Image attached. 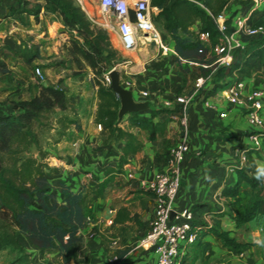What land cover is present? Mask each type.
I'll use <instances>...</instances> for the list:
<instances>
[{"label":"crops","instance_id":"0c3cea01","mask_svg":"<svg viewBox=\"0 0 264 264\" xmlns=\"http://www.w3.org/2000/svg\"><path fill=\"white\" fill-rule=\"evenodd\" d=\"M19 1L22 0H0V15L7 14L0 19V41L3 42V38L8 36L13 42L12 46L2 44L9 50L0 54L3 68L4 62H8V68L13 67V52L24 47L25 43L19 42L24 35L29 34L36 42L47 41L50 43L49 47H52L56 43V33L48 24H62L60 15L49 9H45L37 19L23 11L10 14V7L17 6ZM82 9L93 23L105 29L112 47L116 49L120 57L117 69L121 85L131 90L135 100L149 102L148 107L138 113L147 115L150 108L165 109L152 117L153 121H162L161 131L157 130L152 138L148 137L145 129L130 128L141 144L136 152L130 154L123 170L130 169L136 176L147 177L164 168L167 149L180 136L178 121L170 116L178 106L174 96L186 95L190 91L194 78L201 75L199 65L194 62L185 64L184 61L178 60L173 40L159 26L157 27L161 29L168 50L160 51L148 38L145 40L140 37V42L127 50L132 53H122L117 31L105 26L97 1L83 0ZM156 11L157 8L154 7L152 13ZM198 25L196 21L190 28L196 29ZM43 29L46 34L42 36ZM26 45H29L28 42ZM38 58L41 62L45 61L41 51ZM31 61L36 65L38 63L33 59ZM40 69L44 75L42 82L54 84L62 80L66 86L77 84L82 90L70 98L78 127L69 126L58 139L48 140L41 147L45 151L43 170L48 183L54 189L62 180L70 189L75 190L81 184L89 182L86 171H97L106 165L116 164L121 141L115 137L106 138L105 128L96 127L97 122L93 120L95 87L91 84L88 94L84 92L90 82L89 72L80 77L77 74L66 75L64 69L50 70L47 65H42ZM32 75L34 78L33 73ZM26 78L30 83L26 95L17 92L15 97H11L7 93L13 89L14 82L10 77L0 74V114L13 111L11 98H28L35 93L37 86L31 83L29 75ZM209 78L208 76L204 79L186 105L188 148L179 163V185L172 208L180 210L190 207L207 215L212 214L211 217L202 218L210 224L217 222L220 229L226 230L228 235L241 241L238 227L234 225L228 211H225L226 197L222 190L236 178L233 147L247 141L246 132L249 125L245 121L243 108L227 103L223 88L212 89ZM246 79L251 85L264 86V64L255 60L252 72ZM79 82L82 83L79 85ZM143 90H146V95H142ZM221 111H224L225 115L220 116ZM119 125L122 128L128 127L124 114ZM259 161L262 160L258 157L252 158L247 165L258 170ZM123 170L106 184L101 194L92 195L85 202L84 214L87 221L76 232L78 240L75 260L70 262L71 264H103L105 255L111 249L118 252L119 260L116 264L154 263L156 254L151 243L145 241L137 244L139 237L148 227L152 194L137 186L132 179L126 178ZM108 218H111V222L107 221ZM255 240V246L264 249V239L257 237ZM29 247L26 248L30 264H53L50 260L53 253L41 252L42 250L31 247L30 243ZM248 253L249 249L246 247L235 251L223 245L214 234L204 233L188 246L186 254L182 255V261L183 264L190 260L192 264H258L261 261L262 258L253 261L254 255Z\"/></svg>","mask_w":264,"mask_h":264},{"label":"trees","instance_id":"16d2710c","mask_svg":"<svg viewBox=\"0 0 264 264\" xmlns=\"http://www.w3.org/2000/svg\"><path fill=\"white\" fill-rule=\"evenodd\" d=\"M201 3L202 6L190 0H150V4L157 8L153 21L173 40L176 58L197 63L200 74L210 77L212 89L223 88L233 79L250 75L255 60L264 64V35L251 40L252 45L244 56L234 54L229 64L218 65L213 61L215 54L212 46L221 31L215 18L222 13L226 0H201ZM12 9L9 13H12ZM45 9L57 12L62 23L72 27L86 44L81 45L72 39L71 57L78 68L84 62L92 71L90 80L96 94L93 120L105 128L106 138L115 137L121 141V145L116 164L103 167L101 178L95 177L92 182L83 183L75 190L60 180L52 189L45 178V151L38 144L34 126L41 125L47 113L58 108L61 112L54 117L57 138L69 126L78 127L75 111L70 109L71 114L64 111L69 106L65 88L59 84V80L44 85L37 81V90L28 98L10 99L13 111L0 114V248L10 243L16 253L5 264H30L29 253L14 239V231L22 233L39 249L52 246L62 261H74L78 240L76 232L87 221L85 202L90 196L101 194L106 184L122 172L130 154L140 148L141 143L130 128L145 129L148 137L152 138L157 130L161 131L162 123L153 121L152 117L165 110L150 108L147 115L138 111L125 113L128 127L122 128L119 125L122 116L117 118L116 114L118 98L108 83L103 81L104 74L120 60L105 29L92 23L74 0H37L31 7H21L18 11L32 14L37 19ZM6 15H0V19ZM257 18L264 25V7L257 13ZM196 21L198 27L191 29L190 26ZM223 25L224 31L230 30L229 16L224 17ZM200 32L207 33L206 39L199 37ZM0 69L4 70L2 63ZM231 75L234 76L230 78ZM32 145L36 153L31 152ZM262 145L264 148V138ZM235 170V180L222 190V194L228 199L232 197L233 204L237 206H240L242 193L251 198L234 212H227L234 225L239 226L253 218L258 211L261 199L259 188L263 182L255 169L248 171L236 167ZM242 183L247 184L248 189L241 188ZM46 197L51 198L49 203ZM204 233L214 234L223 245L235 251L246 246V242L238 241L226 230L220 229L217 222L203 224L196 239ZM187 264H192V261Z\"/></svg>","mask_w":264,"mask_h":264},{"label":"built area","instance_id":"2783aa9c","mask_svg":"<svg viewBox=\"0 0 264 264\" xmlns=\"http://www.w3.org/2000/svg\"><path fill=\"white\" fill-rule=\"evenodd\" d=\"M81 8L83 0H74ZM105 26L115 28L119 38L120 48L130 50L140 42V37L148 38L160 51L168 50V44L163 38L159 28L153 21L150 0H96ZM202 6L201 0H190ZM120 5H123L121 8ZM264 7V0H248L246 4L229 16L230 30L224 31L223 19L216 20L221 34L212 46L215 54L214 62L218 65H227L233 55L244 56L252 39L264 35V25L257 18ZM113 20L110 21L109 19ZM199 37L206 39L207 33L200 32ZM35 78L42 82L44 76L37 65L33 67ZM208 76L198 75L194 78L192 87L186 95H175L174 101L178 103L170 116L176 118L179 124L180 136L178 140L167 149L165 166L147 177L134 175L130 169L123 170V175L132 179L135 184L152 194V211L146 231L139 237L137 244L149 241L154 248L156 257L153 264H183L182 255L197 237L202 225H210L202 216L211 217L196 208H182L174 210L172 201L179 185V163L188 148L186 138V105L198 91L204 79ZM103 81L109 82L107 72ZM142 95H146L143 90ZM223 96L227 103L240 105L249 130L246 132L247 141L238 143L233 147L236 167L246 169L252 158H263L264 148V86L251 85L246 76L231 80L223 87ZM211 107L212 104L207 103ZM225 115L224 111L220 116ZM101 128L100 123H96ZM101 169L86 171V177L92 182L99 178ZM112 212V210H109ZM111 222V218L107 219ZM119 260L118 252L111 249L104 257L103 264H116ZM69 264V263H68ZM71 264V263H70ZM258 264H264V257Z\"/></svg>","mask_w":264,"mask_h":264},{"label":"rangeland","instance_id":"374dc122","mask_svg":"<svg viewBox=\"0 0 264 264\" xmlns=\"http://www.w3.org/2000/svg\"><path fill=\"white\" fill-rule=\"evenodd\" d=\"M24 1V0H22ZM22 1H19L17 6H11L13 7L11 10L12 13L14 12H20L18 11L21 7H31L33 3L37 0H27L26 3H22ZM90 2L94 0H88ZM248 0H226V5L224 7V10L219 15L221 16H230L234 11L238 10L240 7H242ZM99 6V5H98ZM10 10V9H9ZM17 10V11H16ZM100 11V7H99ZM101 12V11H100ZM11 14V13H10ZM42 14V12H41ZM40 14V15H41ZM218 15L216 16L215 20H217ZM222 19V18H221ZM220 19V20H221ZM219 20V21H220ZM92 22V21H91ZM62 23V21H61ZM93 23V22H92ZM95 24V23H94ZM156 24V23H155ZM55 34L56 43L52 47H49V44L47 41L40 40L39 42H36L35 39H32V36L29 34H26L23 36V38L19 39V42L25 43L24 47L21 48L20 51L15 50L13 52V58H12V66L11 68H8V62H4L5 64V71L0 69V74L6 75L7 77H10V79L14 82L13 89L7 93V95H10L11 97H15L16 93L20 92L26 95L27 90L29 89L30 83H28V78H26L28 75L31 77V83L37 84V79L32 77V68L34 67V62L37 61V66L41 68L42 65H47V67L50 70H61L64 69L66 75H79L82 77L84 74L89 72L90 77L93 75L92 71L89 69V67L83 62L81 64V67H77L76 63L71 57L70 54V43L72 39H75L79 44L86 45L84 42L81 41L80 36L74 31V29L70 26L64 25L63 23H49ZM157 25V24H156ZM159 28V27H158ZM159 31L161 32V29L159 28ZM42 36L46 34V31L43 29ZM31 40V41H30ZM54 40V39H53ZM146 40V38H145ZM26 42H28L29 45H26ZM7 45L5 42L0 41V54H5V51H9L6 48H4L3 45ZM42 53V55L45 57L44 62H41L38 58L39 53ZM131 51H124L122 50V53H128ZM132 53V52H131ZM119 56V55H118ZM120 58V57H119ZM120 62V61H118ZM116 63L115 67L117 68ZM187 62H185L186 64ZM41 70V69H40ZM200 73V71H199ZM43 74V73H42ZM44 76V75H43ZM104 77V76H103ZM210 79V78H209ZM82 80V78H81ZM210 81V80H209ZM82 82H79V85ZM61 86L65 88V94L69 101V106L65 108V112L71 114V110L74 111V108L71 104L70 98L74 95L82 92L77 86V84H72L70 86H66L62 80L59 83ZM91 80L88 82L87 89H85V93L88 94V91L91 87ZM77 106V105H76ZM71 109V110H70ZM145 110V109H144ZM141 111V110H140ZM61 110L58 108H55L54 112H48L46 118H43V123L41 125H35V129L37 130V139L38 144L40 147H42V144L48 140H54L57 138V129L56 124L54 123L55 115L57 113H60ZM32 153H36V149L33 147L31 148ZM262 161H259V169L256 170L257 175L260 177V179L263 182L262 187H258L261 199H260V206L258 211L255 213L253 218L248 220L246 223H241L237 228L239 239L242 242H246V248L249 249V255L253 256L252 260L255 261L257 258H263L264 257V249H259L257 246H255V240L257 237H261L264 239V170L261 168H264V159L260 158ZM256 167V165H254ZM246 169L250 171L251 167L246 166ZM52 187V186H51ZM241 188L248 189L247 184L242 183ZM53 189V187H52ZM250 200L251 198L248 197L247 194L242 193L241 199L239 202V205H243L247 200ZM51 200L50 197H46V202L49 203ZM237 205H234L231 198H226V204H225V211H231L234 212L236 208L240 207ZM14 239L18 242V244L22 245L24 249L27 251V248L29 247L30 241L20 232L14 231L13 232ZM26 245V247H25ZM31 247H35L30 243ZM37 248V247H36ZM41 252L46 253H53L50 257V260L53 264H68V262H64L61 260L59 256H56V250L50 246L46 247ZM15 248L12 246V244L7 243L4 247L0 248V264H5L4 262L8 259L12 258L15 255ZM43 256V255H42ZM41 256V257H42ZM259 263V262H258Z\"/></svg>","mask_w":264,"mask_h":264},{"label":"water","instance_id":"95a60500","mask_svg":"<svg viewBox=\"0 0 264 264\" xmlns=\"http://www.w3.org/2000/svg\"><path fill=\"white\" fill-rule=\"evenodd\" d=\"M3 42H5L8 46L13 45L11 38L8 36L3 38ZM107 76L109 79L108 85L115 93L119 101L116 113L117 118H120L125 113L140 111L148 107L149 102L147 100H135L132 96L131 90L121 85L120 73L115 66L111 67L107 71ZM42 84L44 85L46 83L42 82ZM70 262L72 261L69 260V263Z\"/></svg>","mask_w":264,"mask_h":264},{"label":"bare ground","instance_id":"6f19581e","mask_svg":"<svg viewBox=\"0 0 264 264\" xmlns=\"http://www.w3.org/2000/svg\"><path fill=\"white\" fill-rule=\"evenodd\" d=\"M220 19H221V16H218V17H217V20L219 21Z\"/></svg>","mask_w":264,"mask_h":264},{"label":"clouds","instance_id":"9594fccd","mask_svg":"<svg viewBox=\"0 0 264 264\" xmlns=\"http://www.w3.org/2000/svg\"><path fill=\"white\" fill-rule=\"evenodd\" d=\"M106 2H107V0H106ZM121 6V8L123 7V5H120Z\"/></svg>","mask_w":264,"mask_h":264}]
</instances>
